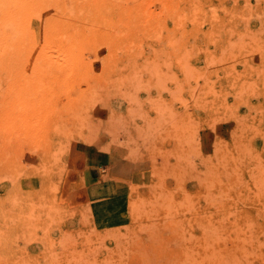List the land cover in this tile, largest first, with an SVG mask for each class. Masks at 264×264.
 <instances>
[{"label": "rangeland", "instance_id": "obj_1", "mask_svg": "<svg viewBox=\"0 0 264 264\" xmlns=\"http://www.w3.org/2000/svg\"><path fill=\"white\" fill-rule=\"evenodd\" d=\"M71 3L18 61L0 0V264H264V0H120L107 36ZM95 150L140 171L100 206Z\"/></svg>", "mask_w": 264, "mask_h": 264}, {"label": "bare ground", "instance_id": "obj_2", "mask_svg": "<svg viewBox=\"0 0 264 264\" xmlns=\"http://www.w3.org/2000/svg\"><path fill=\"white\" fill-rule=\"evenodd\" d=\"M50 1L51 0H30L29 2H27L24 0H3L2 26L4 25L9 29L8 30L9 32H7V29L3 30L4 32L2 31L3 32L2 33V55L4 58H6V56H5L6 54H8L10 57L12 56V58H13L15 56V54L17 53L18 61L24 60L25 58L27 60H31V61L34 60L35 55H36V53H35L36 49H38L39 40H38V37H36V35L34 34V31L32 28V23H31L32 19L42 20V22L44 23L43 25H45V27H52V25H54V24L57 25V23L60 22L63 24V27H61V28L64 29V27H66V25H68L67 26V30H68V27H70L71 24L68 22V20H67L68 18L67 17L64 18V17L66 15H69L71 12H73V10L76 8V5L71 3L72 0H66V4L61 11H57V10L42 11V10H40L42 7H46V5L48 3H50ZM123 1H125V0H123ZM119 2H120V0L119 1L118 0H86L85 4L95 6V8H96L95 14H94L95 19L89 23L90 24V26H89L90 32L92 34H94L93 30L95 29L94 30L95 32L98 31L99 33L106 34V36H107V35L111 34V31L114 27L116 28V26L123 25L125 23L127 24L129 21H131V22L133 21V20H131V17L134 16L138 12V6L135 5V6L125 7L124 4L122 6ZM76 3H78V2H76ZM125 5H127V4H125ZM114 16H116V17L114 18ZM60 17H63V18H60ZM68 17L70 18V16H68ZM132 18L134 19V17H132ZM102 20L107 21L106 26H101ZM35 22H37V21H35ZM131 22H129V23H131ZM82 23L84 24V22H82ZM103 23H102V25H103ZM64 24H66V25L64 26ZM79 25H81V24H79ZM177 25H179L178 22H177ZM37 26L39 27L38 22H37ZM73 26H74V23H73ZM84 27H86V26H84ZM5 28H3V29H5ZM82 28H83V26H82ZM96 28H98V29H96ZM37 29H35V30H37ZM50 29H52V28H50ZM58 29H60V28H58ZM172 29L173 28H171V30ZM51 32H53V31H51ZM50 33H48V35ZM60 33H62V29H61ZM68 33H70L69 30H68ZM82 33H83V31H82ZM37 34H38V32H37ZM41 34L42 35H40V36L44 38L45 37L44 33L42 32ZM79 34H80V31H79ZM25 35H26V38L24 37ZM50 36H52V35L50 34ZM53 36L51 37V39H54V37L56 35L54 37ZM66 36H68L67 38H71V36H73V35L70 36V34H68V35L66 34ZM57 38L60 39L58 36H57ZM92 39L93 38H91V40ZM46 42L51 43L50 39L49 40L46 39ZM60 42H62V44H63V41H60ZM87 42L88 43L90 42L89 38L88 39L84 38L83 40L81 39L80 41H78V40L76 41V40L72 39V40H69L68 42H66L65 45H60L61 47H69V48L65 49V51L63 52V54H62L63 59L66 62L74 61V59L78 60V58H76V57L73 58L71 56L72 55L71 51H73L72 48L74 46H76L77 44L81 45V44L87 43ZM93 43H94V40H93ZM43 45L46 46V44H43ZM38 50H40V49H38ZM3 57H2V59H3ZM70 73H71V70H70ZM68 74H69V72H68ZM187 255H186V257H187ZM205 261H206V259H205Z\"/></svg>", "mask_w": 264, "mask_h": 264}, {"label": "crops", "instance_id": "obj_3", "mask_svg": "<svg viewBox=\"0 0 264 264\" xmlns=\"http://www.w3.org/2000/svg\"><path fill=\"white\" fill-rule=\"evenodd\" d=\"M89 170L85 174L82 191L88 202L109 203L118 190V182L128 181L140 173L139 165L95 150L87 153Z\"/></svg>", "mask_w": 264, "mask_h": 264}]
</instances>
